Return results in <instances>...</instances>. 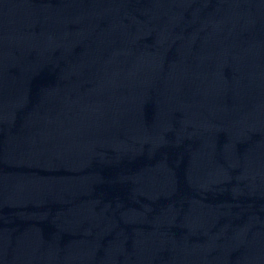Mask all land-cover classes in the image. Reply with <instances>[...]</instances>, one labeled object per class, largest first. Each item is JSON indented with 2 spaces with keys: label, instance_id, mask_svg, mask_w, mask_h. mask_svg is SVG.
<instances>
[{
  "label": "water",
  "instance_id": "95a60500",
  "mask_svg": "<svg viewBox=\"0 0 264 264\" xmlns=\"http://www.w3.org/2000/svg\"><path fill=\"white\" fill-rule=\"evenodd\" d=\"M0 264H264V0H0Z\"/></svg>",
  "mask_w": 264,
  "mask_h": 264
}]
</instances>
